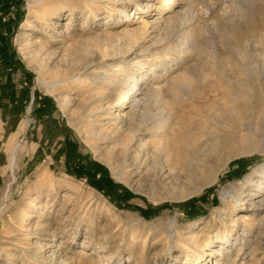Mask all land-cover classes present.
<instances>
[{"label": "rangeland", "instance_id": "374dc122", "mask_svg": "<svg viewBox=\"0 0 264 264\" xmlns=\"http://www.w3.org/2000/svg\"><path fill=\"white\" fill-rule=\"evenodd\" d=\"M253 64H264V0H0V264H188L218 230L233 244L198 264H264L253 219L264 206L223 196L255 190L245 178L264 167V81L235 77ZM136 82L160 94L134 108ZM214 89L258 134L238 143L236 125L198 184L214 180L173 197L148 173L141 135L111 119L115 101L136 126L151 129L167 105L189 128ZM142 138L152 154L156 136Z\"/></svg>", "mask_w": 264, "mask_h": 264}, {"label": "bare ground", "instance_id": "6f19581e", "mask_svg": "<svg viewBox=\"0 0 264 264\" xmlns=\"http://www.w3.org/2000/svg\"><path fill=\"white\" fill-rule=\"evenodd\" d=\"M173 1L177 0H169V2ZM153 5L154 4L151 6ZM146 6L147 8L145 11H142L143 13L148 12V2L146 3ZM142 22L145 27H151L153 24L159 22V15L154 17L152 21L145 19L142 20ZM235 77L251 78L255 81H264V64L262 67L261 65L254 64L251 66L247 65L245 68L237 70ZM58 82L59 81H56L54 83L56 84ZM142 85H144V83L140 85L139 82H136L132 88L136 89V92H138L137 94L141 96L140 98H138L137 95L134 96V99L132 100V106L134 108H138L146 103L148 99H150L148 97L150 96V92L154 91L155 93L157 91V93L160 94L161 89L159 88L161 87L151 88L150 86L144 87ZM174 86L178 90V100L181 103H184L186 100L182 97L183 95L181 96V94L185 89H187V87L191 86V84L186 79L180 78L176 83H174ZM154 95L155 94H153V97H156ZM204 98L205 99L203 101L200 100L197 105L193 106L194 110H191L193 112V117L189 122V128L187 127V122L185 123L183 118L177 117V114H174V111L170 110L167 105L163 106V108L157 107L158 109L150 115V123L154 124L151 129L149 127H145L146 125L144 126L143 124L136 126L137 123L135 122V117L121 109L123 103L122 97L120 96L115 101V106L118 107L111 112V119L117 124H120L119 127L127 126V129H129L133 135L132 138H135V136L138 137V134L141 135L139 140L141 146L144 148L143 152L146 155L145 160L146 166H148V173L153 170V174L155 173L156 176H159L160 182L164 186L170 187L173 197H176L175 193L178 189H181L182 191V195L180 197H185L197 192L202 189L203 186L208 185L214 180L210 177L208 180H203L201 185L198 184V181L206 173V169L209 166L208 164H210L211 154L216 150L215 148L218 144H222V142L224 144L226 141L228 142L231 135L228 133L231 132L236 125L240 124L244 126L247 131L246 135L237 139L238 143H247L251 139H254L258 134L260 123H253L252 118L250 117H246L244 119L239 114L240 112L238 113L236 110L234 97L226 96L222 94L219 89H214L204 96ZM156 100L159 102L160 98H155V101ZM261 110L260 116L264 118V108ZM170 128L171 131L169 130ZM186 128H188V130L190 129L188 133ZM146 133L154 134L158 140L152 154L151 151L148 150V142H145L142 138V135ZM172 140H176L175 143H172ZM220 147L218 146V148ZM150 155L153 157V163L151 164ZM15 162L16 156L13 154L11 156L12 168L14 167ZM255 174L259 175V178L256 181ZM171 176L173 178H171ZM169 178L170 180L166 182ZM245 182L251 183L255 190H250L249 192L244 190H241L240 192L225 190L223 192L224 198L230 197L229 200H234L238 205L243 207L245 201H249L251 206H255L256 208L264 206V167L254 169L253 173L245 178ZM257 198L258 200L255 201ZM234 212H236V209L235 211L232 210L231 214ZM253 219L258 221L264 232V215H254ZM234 226L236 227V225ZM248 232L249 230L247 229L243 230V237L248 235ZM171 235L172 234H170V237ZM218 239L221 240L222 244L219 250L214 247V242ZM231 244L233 243L230 241L228 236L222 235V233L218 230L213 236L205 241V243L200 247L199 253H197L195 257L190 259L188 258L189 260L187 263L198 264L202 262V256L205 251L209 252V256H221L224 253V250L230 249ZM222 248L224 250H222Z\"/></svg>", "mask_w": 264, "mask_h": 264}]
</instances>
